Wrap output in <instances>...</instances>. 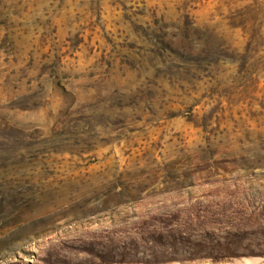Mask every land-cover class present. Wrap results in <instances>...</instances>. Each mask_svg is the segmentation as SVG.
I'll list each match as a JSON object with an SVG mask.
<instances>
[{
  "label": "rangeland",
  "instance_id": "rangeland-1",
  "mask_svg": "<svg viewBox=\"0 0 264 264\" xmlns=\"http://www.w3.org/2000/svg\"><path fill=\"white\" fill-rule=\"evenodd\" d=\"M2 156L0 264H264V0H0Z\"/></svg>",
  "mask_w": 264,
  "mask_h": 264
},
{
  "label": "trees",
  "instance_id": "trees-1",
  "mask_svg": "<svg viewBox=\"0 0 264 264\" xmlns=\"http://www.w3.org/2000/svg\"><path fill=\"white\" fill-rule=\"evenodd\" d=\"M9 153H11L12 156H15L16 154H19L21 152L20 148H13V149H7ZM11 156V157H12ZM10 159L8 156H2L0 157V160L3 162V165L5 166V163Z\"/></svg>",
  "mask_w": 264,
  "mask_h": 264
}]
</instances>
